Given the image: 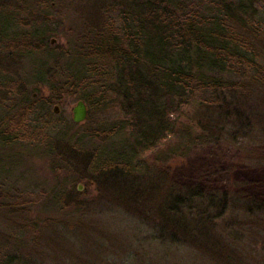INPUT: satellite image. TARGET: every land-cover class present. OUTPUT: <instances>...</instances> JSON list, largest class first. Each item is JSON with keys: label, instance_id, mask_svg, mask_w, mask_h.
<instances>
[{"label": "trees", "instance_id": "16d2710c", "mask_svg": "<svg viewBox=\"0 0 264 264\" xmlns=\"http://www.w3.org/2000/svg\"><path fill=\"white\" fill-rule=\"evenodd\" d=\"M32 1L40 4L43 0ZM113 1L123 4L121 33L109 29L104 32L102 28L95 31L94 43L81 46L83 54L76 60L78 65L75 61L61 67L60 83L48 103L56 102V92L67 91L83 100L89 109L104 112L109 99L114 98L113 102L123 114L121 124L102 131V137L98 132L92 136L68 135L69 129L56 127L46 120L48 112L40 115L35 106L22 101L31 98L26 86L2 78L0 152L14 149L17 142L39 143L50 138L49 153L68 151V157L74 161L73 157L77 155L73 153H80L88 144V150H92L89 156L76 160H83L82 165L97 182L98 191L111 189L105 186L108 181L110 185L120 184L122 189L118 188L129 192L130 196L123 198L124 193H119L113 186L108 191L110 194L105 193V196L108 194L117 201L131 198L143 204L147 201V206L143 207L146 210L142 212L149 223L145 224L148 234L150 232L149 240L143 246L146 254L153 251L154 255H171L174 251L183 253V250L194 248L202 255H216L218 264H253L255 260L252 259L233 258L240 254L231 251L236 247L230 239L240 240L243 234L247 235L242 231L238 234L239 219L247 221L244 225L253 222L264 227V197L251 195L242 186H234L233 191L207 190L196 185L175 187L164 169L154 164L165 161V154L186 156L191 144L224 140L240 145L241 138L250 136L248 141L260 145L257 159L259 166H264V13H260L264 11V0H198L204 6L193 13L185 0ZM27 25V21L23 23L20 19L17 9L10 11L0 5V44L11 38L15 41L12 43L31 46V38L38 41L35 31L28 33L31 36L25 35L31 37L27 43L17 39L21 26ZM40 47L41 43H38L35 52ZM103 59L110 60V67L99 61ZM77 90L82 92L79 94ZM14 97L23 102L19 107L13 101ZM251 100L258 103L257 107L249 104ZM190 105L207 112L212 109L211 113L204 111L194 120L203 135L191 136V127L186 125L181 131L180 142L167 148L162 155L164 158L155 156L152 163L145 155L176 134L177 116ZM253 114H259L261 118ZM173 115L174 120L171 119ZM70 126L76 127L73 122ZM247 131L250 134H245ZM87 137L101 146H92ZM249 151L250 148L246 150L248 156ZM3 157L1 154L0 219L13 224V214L18 215L15 211L21 212L22 205L20 202L11 205L9 201L19 184L8 182L16 165L3 169L1 163H6ZM21 179L16 180L21 182ZM62 185L49 188L51 200L48 205L57 213L66 210L69 202L76 203L78 194H82ZM25 204L28 203L25 201ZM228 209L237 214L228 218ZM25 218L16 222L21 224L18 228L14 224L9 226L14 227L10 232L6 228L0 230V236L4 238L0 264H39L36 263L40 262L37 255L16 254L23 246L22 234L29 230V226L24 225L27 223ZM62 222L67 223V220L53 222L54 231L60 232L59 227H64ZM217 223L221 227L224 225V232L218 230ZM254 244L251 248H242L248 255H264L258 247L261 242L258 240ZM134 255L139 254L135 252ZM48 256L40 255L41 260ZM132 261L141 264L137 257ZM129 262L120 264H132L130 259Z\"/></svg>", "mask_w": 264, "mask_h": 264}, {"label": "rangeland", "instance_id": "374dc122", "mask_svg": "<svg viewBox=\"0 0 264 264\" xmlns=\"http://www.w3.org/2000/svg\"><path fill=\"white\" fill-rule=\"evenodd\" d=\"M24 2L27 3L23 5ZM184 3H187V7L192 13L195 9L199 12L204 6L198 0H185ZM0 5L6 6L10 11L17 9L23 23L27 21L28 25L21 26L19 30L18 40L27 43L31 37L27 38L25 35H30L29 32L35 31L38 35V41L30 39L31 46L29 47L12 43L15 41H12L11 38L3 40V44H0V79L7 78L26 86L25 90L29 92L32 99H22L25 104L35 106L40 115H45L48 112L49 116L45 118L50 124H55L56 127L60 125L61 128L66 127L69 129L68 135L75 134L77 137L92 136L97 132L102 137V131L121 124L124 119L123 114L117 104L113 102L114 98L109 99V106L104 112L100 109L93 110L94 108L87 107V119L81 124H75L74 128L70 126L73 122L72 108L79 101L73 95L74 93L56 92L55 96L58 98L56 102L54 101L50 105L48 103V98L53 94V90H57L55 87L60 83L61 67L65 68V65L75 63L77 58L82 56V48L96 40L95 31L102 28L103 31L109 29L114 33H121L120 27L124 24L121 2L115 3L113 0H43L38 4L32 0H0ZM262 12L264 13L261 10L260 13ZM38 43H41V49L35 52L34 48ZM81 46L83 47L81 48ZM262 52L264 53V51ZM99 61L110 67V60ZM45 71H49L50 74H45ZM81 92V90H77V93ZM13 101L18 107L23 103L19 97H14ZM249 104L254 107L258 105L256 101L252 100ZM55 107L58 109L57 113L54 112ZM204 111L194 105L187 106L183 114L177 116L176 134L169 137L166 142L161 143L153 151L148 152L145 157L149 158L152 163H154L155 156L163 157V152L167 148L180 142L181 131L186 125L188 128L191 127L189 130L191 136L203 135L194 120ZM211 112L212 109L207 113ZM253 115L261 118L259 114ZM174 118L175 115L171 116V119L174 120ZM262 118L264 119V116ZM245 134L250 133L247 131ZM86 139L90 141L92 138L87 137ZM248 139L250 136L241 138L240 145L224 140L191 144L186 156L170 157L165 154L166 160L156 163L154 166L162 167L163 172L175 187L196 185L207 190L233 191L234 186H242L251 195L264 197V166H259L257 159V148L260 145L258 142L252 143ZM49 140L50 138L39 143L30 140L21 141L17 142L19 144L14 146V149L10 148L0 152V155H4L2 160L6 162L1 163L3 169H10L16 165L13 176L7 178L11 185L19 184L17 192L9 201L12 202L11 205L19 202L22 205V208H19L22 209L21 212L15 211L18 215L13 214L14 227L21 226L16 222L20 221L21 217H26L27 223L24 225L25 227L29 226L30 230L27 234H22L23 246L16 250V254L37 255L40 262L36 263L39 264H120L123 261L130 263L129 259L132 264H135L132 261L133 257H137L141 264H218L215 260L216 255H202V252L194 248L183 250V253L174 251L171 255H154L153 251L146 254L143 246H146L150 232L148 234L145 224L149 223L145 218V213L142 212L146 210L143 207L147 206V201L144 204L138 203L132 198L127 201H117L116 198L108 196V194L105 196V193L110 194L108 191L113 187H116L119 193H124L123 198L125 199L130 194L127 191H122L120 184L110 185L108 181L105 186L111 189L104 188L107 191H98L97 182L93 180L86 166L82 165L83 160L82 162L77 161L78 158L89 156L88 154L92 150H88V144H85L84 149L80 151L83 156L80 153H73L77 157H73L74 161H72L68 157V151L60 150L55 153L54 150L49 153L47 145ZM90 144L97 146L96 148L101 146L94 140H91ZM249 148L250 156L246 154V150ZM1 177L0 175V179ZM18 178L23 179L19 182L20 180H16ZM20 184L23 185L20 186ZM56 184H63L62 186L68 190L74 189L82 193L78 194L76 203L69 202L66 210L59 213L53 211L48 205L51 200L49 188ZM79 185L82 186L81 191L78 190ZM114 192L117 191L114 190ZM25 201L28 204H25ZM78 202L81 204L79 205ZM226 213L228 218L237 214L234 210L229 209ZM65 220L67 223L62 222L64 227H59L60 232L54 231L53 222ZM238 221L242 225H237L238 234L242 231L247 235L243 234L244 236L240 237L243 239L240 240L230 239L233 247H236L231 251L240 254L233 258L239 260L245 257L249 261L255 260L252 262L253 264H263L264 255H255V253L248 255V252L242 247L251 248L256 245L254 242L259 240L261 244H258V247L262 248L264 252V227L253 222H248L251 225L245 226L248 223L244 225L243 222L247 221L244 219ZM13 224H9L7 219L4 221L0 219V230L3 231L6 228L10 232L14 227L9 226ZM220 227L219 224L218 230L224 232V225L221 229ZM2 239L4 238L0 236V255L3 253L4 241ZM135 252L139 255H134ZM40 255L49 256L41 260Z\"/></svg>", "mask_w": 264, "mask_h": 264}, {"label": "water", "instance_id": "95a60500", "mask_svg": "<svg viewBox=\"0 0 264 264\" xmlns=\"http://www.w3.org/2000/svg\"><path fill=\"white\" fill-rule=\"evenodd\" d=\"M58 109L55 107L54 112L57 113ZM88 116V110L85 103L82 100L77 101L76 105L72 108V121L75 124H81L86 120ZM82 186H78V190L81 191Z\"/></svg>", "mask_w": 264, "mask_h": 264}, {"label": "bare ground", "instance_id": "6f19581e", "mask_svg": "<svg viewBox=\"0 0 264 264\" xmlns=\"http://www.w3.org/2000/svg\"><path fill=\"white\" fill-rule=\"evenodd\" d=\"M83 101V100H82ZM84 102V101H83ZM85 103V102H84ZM85 105H86V103H85ZM86 107H87V105H86ZM88 110V109H87ZM87 119V118H86ZM75 124V123H74ZM78 125V124H77Z\"/></svg>", "mask_w": 264, "mask_h": 264}]
</instances>
